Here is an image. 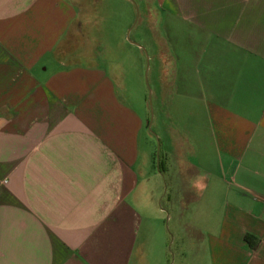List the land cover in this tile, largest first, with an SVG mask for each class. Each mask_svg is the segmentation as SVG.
I'll use <instances>...</instances> for the list:
<instances>
[{
	"label": "crops",
	"instance_id": "1",
	"mask_svg": "<svg viewBox=\"0 0 264 264\" xmlns=\"http://www.w3.org/2000/svg\"><path fill=\"white\" fill-rule=\"evenodd\" d=\"M151 1L165 157L198 222L193 263L264 264V0ZM82 4L0 0V264L134 257L147 121L80 60L95 12Z\"/></svg>",
	"mask_w": 264,
	"mask_h": 264
},
{
	"label": "rangeland",
	"instance_id": "2",
	"mask_svg": "<svg viewBox=\"0 0 264 264\" xmlns=\"http://www.w3.org/2000/svg\"><path fill=\"white\" fill-rule=\"evenodd\" d=\"M80 2L83 3L81 8H95L93 20L86 30L90 43L82 45L88 56L80 60L84 64H97L112 75L120 94L147 121L140 134L139 146L141 159L143 157L146 162L149 193L145 197V207L140 208L144 220L131 264H194L192 248L197 241L201 242L196 240L191 228L198 222L189 220L191 205L183 203L178 196L181 179L178 160L173 157L166 160L165 157L171 138V126L165 113L171 110L161 106L157 99L153 59L155 36L146 18V8L152 1Z\"/></svg>",
	"mask_w": 264,
	"mask_h": 264
},
{
	"label": "clouds",
	"instance_id": "3",
	"mask_svg": "<svg viewBox=\"0 0 264 264\" xmlns=\"http://www.w3.org/2000/svg\"><path fill=\"white\" fill-rule=\"evenodd\" d=\"M202 181H203V176L197 175V176L191 178L189 183L193 188H202L203 187Z\"/></svg>",
	"mask_w": 264,
	"mask_h": 264
},
{
	"label": "water",
	"instance_id": "4",
	"mask_svg": "<svg viewBox=\"0 0 264 264\" xmlns=\"http://www.w3.org/2000/svg\"><path fill=\"white\" fill-rule=\"evenodd\" d=\"M130 42V41H129ZM130 43H132V42H130ZM133 45H135V46H138V45H136V44H134V43H132ZM146 60L148 61V57L146 56ZM149 103H150V94H149ZM151 119H152V115H151Z\"/></svg>",
	"mask_w": 264,
	"mask_h": 264
},
{
	"label": "trees",
	"instance_id": "5",
	"mask_svg": "<svg viewBox=\"0 0 264 264\" xmlns=\"http://www.w3.org/2000/svg\"><path fill=\"white\" fill-rule=\"evenodd\" d=\"M248 239V237H246V240Z\"/></svg>",
	"mask_w": 264,
	"mask_h": 264
}]
</instances>
